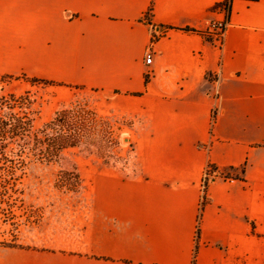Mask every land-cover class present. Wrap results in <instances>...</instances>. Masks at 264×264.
Instances as JSON below:
<instances>
[{
  "label": "crops",
  "instance_id": "0c3cea01",
  "mask_svg": "<svg viewBox=\"0 0 264 264\" xmlns=\"http://www.w3.org/2000/svg\"><path fill=\"white\" fill-rule=\"evenodd\" d=\"M227 1L0 0L11 70L95 93L134 149L91 176L84 256L0 264H264V0ZM216 22L223 48L205 37Z\"/></svg>",
  "mask_w": 264,
  "mask_h": 264
},
{
  "label": "rangeland",
  "instance_id": "374dc122",
  "mask_svg": "<svg viewBox=\"0 0 264 264\" xmlns=\"http://www.w3.org/2000/svg\"><path fill=\"white\" fill-rule=\"evenodd\" d=\"M225 4L218 5L217 9L223 12ZM6 59L8 57L0 56V98L14 95L17 99L21 97L30 99V104H18L24 106L22 109L16 108L14 113L23 114L24 111L30 113L36 129L53 121L57 114L64 110L94 111L100 121H107L112 128L107 139L103 138L105 132L101 136H95L77 149L66 151L60 162L48 166L30 158L31 155L27 152L23 158L25 161L23 171H17L18 174L30 173L33 166H37L38 171L45 175V181L41 183L26 181L10 191L11 208L7 206V209H10L13 215L7 219L8 222L0 220V259L16 255L84 256L88 248L85 245L86 231L95 221L93 192L89 183L91 176L99 174L102 168L127 167L132 159L130 154L134 150L130 142L133 128L118 115L104 117L105 115L99 111L98 95L84 87H72L60 82L39 79L35 63L17 61V67L14 68L21 69L12 71ZM39 112L42 115L41 120L38 119ZM37 113L39 114L36 115ZM48 133L50 135L51 132ZM46 148L47 145L44 146V149ZM16 149L15 144L9 147L7 150L9 161L1 163L0 173L15 171L13 154L16 153ZM39 155L41 156L40 153ZM65 174L71 175L70 180L76 184L73 191L67 192L61 182L58 185L59 179ZM10 246H22L28 250L21 252L5 248Z\"/></svg>",
  "mask_w": 264,
  "mask_h": 264
},
{
  "label": "trees",
  "instance_id": "16d2710c",
  "mask_svg": "<svg viewBox=\"0 0 264 264\" xmlns=\"http://www.w3.org/2000/svg\"><path fill=\"white\" fill-rule=\"evenodd\" d=\"M235 0H228L226 3L231 4ZM256 2L258 0H246ZM16 96L0 98V167L1 163L8 160L7 150L13 144L16 146L14 153L15 171L0 173V220L7 221L13 212L7 209L10 206V191L15 189L19 184L26 181L28 183H41L45 181V175L38 171L37 166H33L30 173L18 174L17 171L22 170L27 152L35 161L41 165H51L60 162V158L66 151L77 149L85 143L90 142L95 136L104 134V139H107L111 131V125L107 121L99 119L98 114L94 111L81 110L79 112L64 110L57 114L56 118L42 125L41 128H35V121L30 113H14L16 108L22 109V103L30 104V99L20 98ZM25 99V100H24ZM25 101V102H24ZM40 113V112H39ZM37 113L36 115H38ZM38 119H42L41 113ZM48 132H51L50 135ZM45 137V139H44ZM45 140V141H44ZM47 148L44 149V146ZM41 154V156L39 155ZM33 160V161H34ZM0 171H2L0 169ZM215 168H211L208 172V179L211 174H217ZM78 178V176H74ZM71 175H63L61 184L67 192L73 191L76 187L75 182L70 180ZM79 182V180H78ZM77 182V183H78ZM56 183V179H55ZM57 184V183H56ZM8 222V221H7ZM18 230V229H16ZM6 249L16 251H27L22 246L5 247Z\"/></svg>",
  "mask_w": 264,
  "mask_h": 264
},
{
  "label": "built area",
  "instance_id": "2783aa9c",
  "mask_svg": "<svg viewBox=\"0 0 264 264\" xmlns=\"http://www.w3.org/2000/svg\"><path fill=\"white\" fill-rule=\"evenodd\" d=\"M224 13H227L229 11L230 8V4L226 3L224 5ZM229 29V25L226 22H216L214 23L211 28L205 32V36L206 37H213L214 39V43L216 44V46L223 48L224 44H225V40H226V35ZM153 45V43H152ZM154 60V52L152 51V47L149 48L148 53H147V58H146V63L147 65H151L153 63ZM216 88L214 91V96L216 98H219L220 96V87H219V81H216ZM218 112L217 109H214L211 113V128L212 130L215 128L216 123H217V118H218ZM211 171V166L208 167V172ZM208 176V175H207ZM208 177H206V181H207Z\"/></svg>",
  "mask_w": 264,
  "mask_h": 264
}]
</instances>
